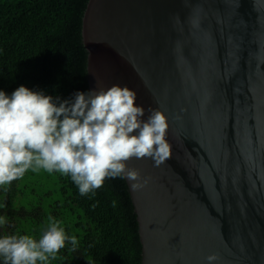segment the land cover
<instances>
[{
    "label": "water",
    "instance_id": "obj_1",
    "mask_svg": "<svg viewBox=\"0 0 264 264\" xmlns=\"http://www.w3.org/2000/svg\"><path fill=\"white\" fill-rule=\"evenodd\" d=\"M82 36L90 91L168 118L171 157L127 162L142 264H264V0H89Z\"/></svg>",
    "mask_w": 264,
    "mask_h": 264
},
{
    "label": "trees",
    "instance_id": "obj_2",
    "mask_svg": "<svg viewBox=\"0 0 264 264\" xmlns=\"http://www.w3.org/2000/svg\"><path fill=\"white\" fill-rule=\"evenodd\" d=\"M88 2L0 0V91L11 96L24 86L53 97L57 106L90 91L82 36ZM0 217L7 221L0 237L29 235L37 241L49 217L61 222L78 244L66 242L48 264H142L139 222L122 177L108 178L82 196L70 176L29 170L0 186Z\"/></svg>",
    "mask_w": 264,
    "mask_h": 264
},
{
    "label": "clouds",
    "instance_id": "obj_3",
    "mask_svg": "<svg viewBox=\"0 0 264 264\" xmlns=\"http://www.w3.org/2000/svg\"><path fill=\"white\" fill-rule=\"evenodd\" d=\"M136 99L134 90L120 85L78 92L58 106L53 97L24 86L11 96L0 91V186L41 169L70 176L82 196L103 187L108 178L139 181V171L127 162L152 158L159 166L171 157V145L165 114L150 109L143 120L145 109ZM6 222L0 217V226ZM66 242L73 248L78 244L61 222L49 217L38 241L29 235L0 237V257L4 264H48ZM218 259L215 253L207 257L209 262Z\"/></svg>",
    "mask_w": 264,
    "mask_h": 264
}]
</instances>
